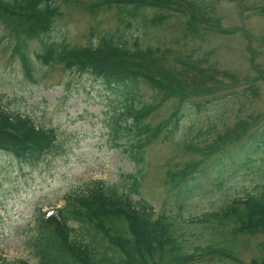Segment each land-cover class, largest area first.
Here are the masks:
<instances>
[{
    "label": "rangeland",
    "instance_id": "rangeland-1",
    "mask_svg": "<svg viewBox=\"0 0 264 264\" xmlns=\"http://www.w3.org/2000/svg\"><path fill=\"white\" fill-rule=\"evenodd\" d=\"M55 1L59 17L54 20L50 37L66 48L86 47L88 32L94 27L98 35L127 44L135 37L151 48H168L176 55L199 61L201 69L213 72V82L196 87L194 96L187 101L189 104L209 98L210 104L181 108L183 117L177 126L149 137L141 148L145 170L137 191L140 201L148 204L154 215L165 210L175 218L178 215L177 222H185L217 210L234 197L261 190L264 151L256 156L254 164L239 166L227 157L229 147L236 144L230 145L227 140L232 133L247 136L256 123L254 117L264 114V13H261L264 0H213L209 5L212 9L206 10L218 24V30L224 32L186 27L187 20L179 13L140 8L136 14L146 18L166 16L164 23L146 27L143 34L137 19L124 30L114 9L99 6L92 8L93 12L87 10L94 0ZM90 43L94 45L95 39ZM12 46L13 40L0 30V103L12 112L28 116L40 129H51L55 134L51 150L37 161H19L0 152V259L5 263L34 264L26 244L39 216L58 209L65 197L82 194L95 182L126 189L127 175L137 174L125 153L124 139L114 137V130L118 125L123 126L125 119L118 116L123 107L122 96L74 69L38 65L32 55L37 50L36 44L28 48L32 75L28 79ZM216 81L217 86H210ZM247 81L258 87V97L238 109L239 104L228 97V88L243 86ZM206 88L207 93L203 94ZM160 97H163L161 93L138 84L140 104L158 105L143 122L148 128L178 107L176 98L167 97L159 104ZM261 122L264 125V120ZM140 142L144 143L143 136ZM217 143L224 150V167L213 173H199L195 195L177 208L181 197L176 189L177 194L168 198L171 191L166 174L175 173L193 160L201 162L202 171L208 159L221 150L210 157H202L201 153H208ZM186 144L198 152L185 149ZM179 226L189 248L216 244L231 249V256L237 262L230 261L231 264H252V261L264 264L263 233L229 237L202 225L180 223Z\"/></svg>",
    "mask_w": 264,
    "mask_h": 264
},
{
    "label": "trees",
    "instance_id": "trees-1",
    "mask_svg": "<svg viewBox=\"0 0 264 264\" xmlns=\"http://www.w3.org/2000/svg\"><path fill=\"white\" fill-rule=\"evenodd\" d=\"M211 2L213 0H94L87 10L93 12L92 8L99 6L114 9L118 24L124 30L129 29L132 20L137 19L142 34L148 26H160L166 16L158 14L146 18L136 14L140 8L179 13L187 20L186 27L193 25L208 31L224 32L218 30V24L206 10L212 9L209 6ZM58 7L55 0H0V30L13 40L12 51L28 79H32L28 48L36 44L37 50L32 55L38 65H61L65 70L74 69L78 74L96 80L106 90L122 96L123 107L118 116L125 119L123 126L118 125L114 130V137L124 139L125 153L137 175H127L129 183L126 189L106 187L95 182L85 188L84 193L65 197L62 206L54 213L39 216L26 244L34 264L237 263L231 256L230 248L216 247V244L189 248L179 224L202 225L229 237L264 234V185L256 194L234 197L217 210L185 222H177L176 218L180 217L176 215L175 218L165 210L154 215L152 208L140 201L137 191L145 170L141 150L143 144L161 130L169 132L171 127L177 126L183 117L181 108H201L210 104L209 98L189 104L187 101L194 96L196 87L213 82V72L201 69L199 61L176 55L168 48H151L135 37L127 44L111 36L98 35L94 27L88 32L86 47L66 48L50 37L54 20L59 17ZM92 38L95 39L94 45L90 43ZM141 83L163 95L159 104L167 97L178 100V107L151 128L143 122L158 105L140 104L137 88ZM218 84L216 81L210 86ZM238 88H242L241 91H237ZM207 90H202V93L206 94ZM229 91L228 97L239 104L238 109L258 97V87L252 81L228 88ZM263 115L254 117V128L244 138L234 133L228 136L227 143H236L229 147L226 155L231 162L239 166L254 164L256 156L263 153L264 125L260 123L264 120H261ZM53 133L51 129H40L28 116L12 112L0 103V152L19 161H37L54 145ZM142 136L144 143L140 142ZM217 140L220 142L219 137ZM183 147L198 152L190 144ZM222 149L217 143L208 153H201L202 157H210L221 150L208 159L202 171L199 168L201 162L193 160L175 173L166 174L171 191L168 198L172 199L171 195L177 194L176 189L181 197L177 208L195 195L199 173H213L224 167ZM133 196L137 199L133 200ZM0 264L12 263L0 259ZM13 264L27 263L20 261Z\"/></svg>",
    "mask_w": 264,
    "mask_h": 264
}]
</instances>
